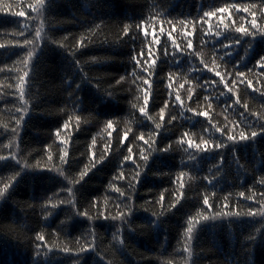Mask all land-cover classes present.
Returning <instances> with one entry per match:
<instances>
[{
    "label": "trees",
    "instance_id": "trees-1",
    "mask_svg": "<svg viewBox=\"0 0 264 264\" xmlns=\"http://www.w3.org/2000/svg\"><path fill=\"white\" fill-rule=\"evenodd\" d=\"M30 4L0 0V264H185L189 216L188 264H264V216L245 215L264 203V132L238 138L264 128L248 116H264V34L235 31H252L244 8L264 28V0ZM217 211L240 215L197 216Z\"/></svg>",
    "mask_w": 264,
    "mask_h": 264
},
{
    "label": "snow or ice",
    "instance_id": "snow-or-ice-1",
    "mask_svg": "<svg viewBox=\"0 0 264 264\" xmlns=\"http://www.w3.org/2000/svg\"><path fill=\"white\" fill-rule=\"evenodd\" d=\"M44 3H45V0H37V6L34 7L33 5L30 4L29 5V8H31L32 11L35 12L39 16V15H42L41 9H42ZM252 7L254 8L255 6H252ZM216 11L219 12V13H221V14H223L225 12H228L229 9H228L227 6H225V7H222V8L217 9ZM244 11L245 12H248L252 16L251 23H250V28L252 29V31H249V29L248 28H245V27H238V28L235 29V31L237 33H241L242 35L264 34V28H260L257 25L256 12L255 11H250L249 8H244ZM24 15H25V13L23 11L19 12V16H24ZM204 15L206 17H212V16L216 15V12L208 11V12H205ZM260 17L261 18H264V11H261ZM28 27H29L28 24H24L23 25V30L24 31H27L28 30ZM96 27L99 28L100 26L99 25H96ZM227 27L228 26L225 25V29H227ZM41 31H42V26H41V28H38L36 30L35 36H36L37 39L42 38L41 37ZM127 32H128V26H125V34H127ZM22 34H23V32H21V35ZM216 35H220V33L217 32ZM65 39H67V38H65ZM25 43H30V42L29 41H25ZM79 43L83 44V39ZM173 43H175V41H173ZM236 43H238V41ZM0 47H4V45H0ZM187 47L188 48H191L192 47L191 41H188ZM28 55L31 57L32 56V53L29 52ZM133 60L136 61L137 64L139 63V61L136 60V57L135 56L133 57ZM261 62H264V57H261L260 58V62H258V67L261 69V71H264V63H261ZM153 63H155V61H153ZM25 75H27V73H25ZM215 75L216 76H220V73L219 72H216ZM237 75L239 77H243L244 76V73L243 72H239V73H237ZM123 79L124 78L121 77V80H123ZM221 79H223V77H221ZM21 80L23 81V78H21ZM241 83H243V80H241ZM248 86L249 87L252 86V82L251 81H248ZM225 87L227 88V85H225ZM227 90H228V92H231L232 91L231 88H228ZM23 95H24V93H23V89H22L21 90V99H23ZM221 95H224V93H221ZM146 99H147V96H146ZM176 100L177 101H180V96L179 95L176 96ZM233 103H239V101L238 100H235V101H233ZM209 107H211V105H209ZM244 107L247 108V105H244ZM140 111L143 113L144 112V109L141 108ZM196 115H199V116H202V117H208L209 114L207 112H200V113H196ZM240 115H241L242 118L246 116L244 113H240ZM248 116H252L257 121H264V116H261L259 114L249 113ZM77 119H79V117H77ZM241 122L244 123V125L246 124V121L244 119H242ZM19 123H20V121L18 120L17 121V124H19ZM67 126H68L67 124L64 125L65 128ZM108 127L109 128L112 127V122L111 121H108ZM156 127L159 129L161 126H160V124H157ZM213 128H215V130L217 132H220L221 135L223 136V130L222 129L216 128L215 125H213ZM247 128H252V127H247ZM230 132H231V129H229V133ZM261 132H264V128H259V132L252 131L250 136L246 132L240 131L238 138H239V141L248 140L250 138H255ZM57 135H59V130H57ZM140 139L141 140H144V136L141 135L140 136ZM227 140L228 141L236 142L237 141V136L229 134L227 136ZM146 143H147V141H146ZM187 143H188V147L189 148H195L198 152H200V151H208L210 149H219V148H222V147L225 146L223 143H220V142H217L215 144H210V142L208 140H202L200 143H196L195 141L189 140ZM129 151L131 152V149H129ZM142 155H143V153H142ZM5 158L6 157L0 156V159H5ZM192 158L193 157H190V159H192ZM61 159L63 160L64 157H61ZM125 159L126 160L127 159H130V157H125ZM143 159L145 161H147L148 160V156L147 155H144L143 156ZM220 162H222V158H221V161ZM137 175H139V174H137ZM181 175H183V173H181ZM121 178H123V174H121ZM205 179H207V177H205ZM259 183L261 185H264V178H262L259 181ZM183 187H184V185L183 184H180V188L183 189ZM3 193H4V190L0 189V195H3ZM121 195H123V193H121ZM261 195L264 196V194H261ZM240 196L243 197L244 196V193L241 192L240 193ZM161 199H163V197H161ZM224 199L227 200L228 197H225ZM246 199H251V197H246ZM257 203H260V202L258 201ZM203 205L208 206L209 209L212 208V205L209 202L208 196H204L203 197ZM173 207H174V205H173ZM224 207H227V204H225ZM221 215H226V216H239L240 213H234V212H219V211H217V212H215L214 214H211V215H204L203 213H197V216H200L203 220L216 219L217 217H219ZM245 215L248 216V217H253V216H255V217H261V216H264V203H260V208L258 210H256V211L249 210L247 213H245ZM112 219H116V217H112ZM193 220H194V218L192 216H189L187 218V227L185 228L184 233H183V241H184V244H183V248H182V250H181L180 253H181V255H184L185 253L187 254V258L188 259L185 260V264H188V261L194 255V250L192 248V241L194 239V229L196 227V223H199V221H196V223H194ZM255 238H256L255 234L253 236L249 237V239H255ZM36 240L37 241H43L44 240V236L41 235V234H37L36 235ZM39 248H40V245L37 244V249H39ZM64 251L65 252H68L69 249L65 248ZM82 251H84V249H82Z\"/></svg>",
    "mask_w": 264,
    "mask_h": 264
}]
</instances>
